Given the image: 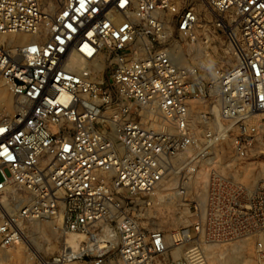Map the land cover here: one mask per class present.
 Returning <instances> with one entry per match:
<instances>
[{
    "label": "built area",
    "instance_id": "obj_1",
    "mask_svg": "<svg viewBox=\"0 0 264 264\" xmlns=\"http://www.w3.org/2000/svg\"><path fill=\"white\" fill-rule=\"evenodd\" d=\"M7 94L0 264L47 221L84 236L58 264H102L113 239L121 264H210L217 244L264 264V176L244 172L264 146V0H0ZM166 204L188 222L139 221Z\"/></svg>",
    "mask_w": 264,
    "mask_h": 264
},
{
    "label": "rangeland",
    "instance_id": "obj_2",
    "mask_svg": "<svg viewBox=\"0 0 264 264\" xmlns=\"http://www.w3.org/2000/svg\"><path fill=\"white\" fill-rule=\"evenodd\" d=\"M45 7L52 5V0H42ZM47 5V6H46ZM233 57L228 55L223 59V63H217L213 67V72L225 69L233 62ZM14 99L11 96H4L0 99V119L3 115L11 112ZM257 171L264 176V146L257 148L254 156L245 165L244 172ZM155 208V207H154ZM171 204L163 205L162 208L153 209L149 212V218H139V221L149 228L171 231L188 222L186 216L171 214ZM143 214L144 211H137ZM24 240L20 244L5 248L1 251V264H48L54 263L53 259L63 249L64 241L75 237V242L84 241L83 235L66 232L61 228L60 222L32 223L27 225L24 232ZM116 239L111 242V250L106 254L102 264H121L116 251ZM208 261L210 264H256L247 250L237 252L234 245L217 244L207 249ZM94 257L85 259H72L63 264H94Z\"/></svg>",
    "mask_w": 264,
    "mask_h": 264
},
{
    "label": "bare ground",
    "instance_id": "obj_3",
    "mask_svg": "<svg viewBox=\"0 0 264 264\" xmlns=\"http://www.w3.org/2000/svg\"><path fill=\"white\" fill-rule=\"evenodd\" d=\"M74 238L75 237H70V239H67L66 241H64L65 246L63 247V250L68 257H72L76 255V250H77L79 243L77 244ZM24 239L23 241H25ZM53 262L56 263V260L54 259ZM43 264H48V262L44 261Z\"/></svg>",
    "mask_w": 264,
    "mask_h": 264
}]
</instances>
